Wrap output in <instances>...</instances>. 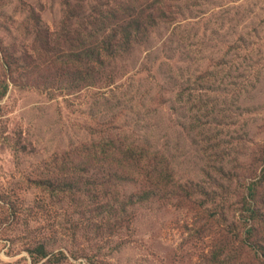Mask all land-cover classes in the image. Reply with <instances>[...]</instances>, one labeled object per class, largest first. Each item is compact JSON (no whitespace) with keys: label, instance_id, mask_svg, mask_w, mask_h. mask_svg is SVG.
Returning a JSON list of instances; mask_svg holds the SVG:
<instances>
[{"label":"rangeland","instance_id":"obj_1","mask_svg":"<svg viewBox=\"0 0 264 264\" xmlns=\"http://www.w3.org/2000/svg\"><path fill=\"white\" fill-rule=\"evenodd\" d=\"M0 264H264V0H0Z\"/></svg>","mask_w":264,"mask_h":264},{"label":"trees","instance_id":"obj_2","mask_svg":"<svg viewBox=\"0 0 264 264\" xmlns=\"http://www.w3.org/2000/svg\"><path fill=\"white\" fill-rule=\"evenodd\" d=\"M133 26L135 31L138 27L137 21H132L128 26H123L121 31H117V29H110L111 26L108 27L107 25H100L96 29L94 28L93 31L89 34V38H94L98 42L96 43V47L105 53V55H110L115 53L116 51H123L126 50L132 43H131V32L129 31V27ZM109 30V35L104 36L105 30ZM129 151V150H128ZM127 157H132L131 155H126ZM135 161L140 160L142 158V153L133 155ZM252 202V201H251ZM250 205V204H249ZM250 208V207H249ZM250 215H246L244 217L245 220L248 221V224L253 229L255 227V222L260 220V213L259 209L256 206V203H252L251 211L249 209Z\"/></svg>","mask_w":264,"mask_h":264}]
</instances>
